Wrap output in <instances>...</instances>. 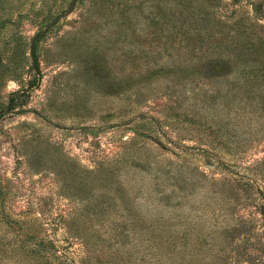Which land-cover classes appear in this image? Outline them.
Returning <instances> with one entry per match:
<instances>
[{
    "label": "rangeland",
    "instance_id": "374dc122",
    "mask_svg": "<svg viewBox=\"0 0 264 264\" xmlns=\"http://www.w3.org/2000/svg\"><path fill=\"white\" fill-rule=\"evenodd\" d=\"M204 1L0 0V264H264V113L185 77Z\"/></svg>",
    "mask_w": 264,
    "mask_h": 264
},
{
    "label": "trees",
    "instance_id": "16d2710c",
    "mask_svg": "<svg viewBox=\"0 0 264 264\" xmlns=\"http://www.w3.org/2000/svg\"><path fill=\"white\" fill-rule=\"evenodd\" d=\"M216 1L217 6L210 1L202 2L203 15L195 23L190 22L192 26L196 25L193 30L196 36L192 37L194 38L192 51L185 56L186 60L183 66L185 77L191 82H198L203 77L206 79H214V76L225 78L227 80L226 95L230 99L231 96L239 97L240 103H244L238 107L236 113L242 112L250 115L264 113V0L259 4L254 1L250 2V0ZM225 1H230V16L222 17L220 13L215 12V17H212V12L216 11L214 8L223 10L225 4L228 3ZM244 1L255 6V12L248 14L244 19H239V11L232 7L239 6ZM178 51L180 52L179 49ZM34 53L33 49V55ZM235 74H239L240 78L232 80L231 76L234 75L235 78ZM250 85L251 87H249ZM202 102L204 105L202 108H207L209 101L202 100ZM224 104L227 105L226 102ZM189 116L193 118L195 115L189 114ZM219 123H221L220 132L223 134L221 139L224 141V147H228V154L238 159L243 158L248 147L237 143L236 132L239 131L235 132L233 127L230 128L228 120ZM243 178L247 180V184H245L247 187L259 189L263 195V205L260 206L259 212L264 215V187L259 188L260 182H257L264 181V170H260V173L256 174L246 173ZM30 240L29 253L39 257L56 255L54 243H48L40 236H34Z\"/></svg>",
    "mask_w": 264,
    "mask_h": 264
}]
</instances>
